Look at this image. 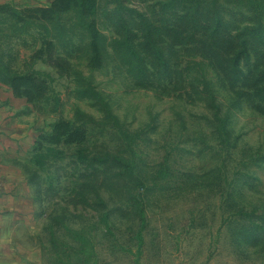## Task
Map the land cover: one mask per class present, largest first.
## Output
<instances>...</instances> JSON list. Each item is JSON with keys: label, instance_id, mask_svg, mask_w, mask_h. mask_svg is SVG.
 Masks as SVG:
<instances>
[{"label": "rangeland", "instance_id": "374dc122", "mask_svg": "<svg viewBox=\"0 0 264 264\" xmlns=\"http://www.w3.org/2000/svg\"><path fill=\"white\" fill-rule=\"evenodd\" d=\"M162 1L168 0H99L94 18L103 41L101 69L88 65L87 21L75 13L19 28L0 14L3 64L10 71L39 72L51 86L49 98L34 106L13 96L0 81V238L38 247V264H264V251L255 245L240 253L217 234L213 188L220 169L230 175L245 169L238 151L261 147L264 153V116L245 102L235 105L234 96L216 86L207 59L183 50L174 70L179 75L166 76L155 61L152 84L142 86L116 42L125 38L127 27L135 29L137 41L144 39V24L133 23L142 16L159 23L165 14ZM47 3L13 4L22 8ZM189 5L181 0L178 8ZM213 17L212 9L207 19ZM165 36L168 44L176 39ZM44 37L54 39L70 60L69 72L44 61L30 62ZM89 86L136 135L139 169L131 181L121 176V159L128 153L114 119L99 99L77 92ZM225 114L233 131L229 150L222 149L217 132L219 117ZM59 118L85 129L86 140L52 145L39 138ZM224 154L229 156L223 163ZM102 156L109 157V165L97 162ZM164 165L167 174L159 177ZM249 168L259 177V196L264 198V163ZM143 176L153 185L150 194L141 191L138 177ZM144 208L148 218L142 229L139 215ZM202 218L209 220L207 225Z\"/></svg>", "mask_w": 264, "mask_h": 264}, {"label": "trees", "instance_id": "16d2710c", "mask_svg": "<svg viewBox=\"0 0 264 264\" xmlns=\"http://www.w3.org/2000/svg\"><path fill=\"white\" fill-rule=\"evenodd\" d=\"M180 1L161 2L165 14L162 15L159 23L147 21L145 16L134 21L133 24H144L143 30H146L144 39L137 41L135 29L127 27L125 38L116 40L126 53L131 74L138 79L140 85L149 86L152 84V75L155 74L154 63L158 61L166 76L172 78L179 75L180 73H175L174 70L183 50L190 57L202 56L207 59L216 73V86L231 93L235 98V105L245 102L264 116V0H185L190 2V5L183 10L178 8ZM207 3L210 8L207 7ZM98 8L99 0H53L50 4L22 8L7 2L0 4V14L10 17L14 25L19 28L28 27L33 22L42 24L53 22L62 15L75 13L81 22L87 21L86 29L90 38L91 54L88 65L91 68L101 69L104 67L105 57L102 34L94 18ZM212 9L214 17L207 19ZM203 12H206V16L202 15ZM165 34L176 39L170 40L168 44L165 41L167 39ZM184 43L187 47L182 49L181 45ZM36 61H44L61 73L71 70L70 60L59 52L58 45L52 38L44 37L40 41L39 48L30 57L31 63ZM0 81L8 84L13 96L24 98L34 106L48 99L51 91L47 76L32 70L10 71L1 59ZM192 89L193 92L197 90L195 87ZM77 92L81 97L94 96L99 99L106 108L107 114L114 119L120 136L125 140V151L128 153V159L125 157L121 159L120 165L123 168L121 176L128 181L137 178L139 165L134 157L136 135L124 128L119 119L108 109L101 93L92 86ZM229 117L228 114L219 117L217 132L223 150L230 149L233 136V131L228 127ZM86 137L85 129L75 126L65 118L56 120L49 133L39 135V138L52 145L81 144ZM257 150L251 153L238 151L245 169H239L231 175L226 170L220 169L213 184L214 191L216 190L214 193L217 195L214 202L218 209L214 218L220 223L216 232L220 237L223 235L227 238L230 246L240 253H244L242 250L248 249L252 244L264 251V198L259 196V177L249 170V166H260L264 163L263 150L261 147ZM226 156L229 155H225L222 159L223 163L226 162ZM245 159L249 161L246 162ZM96 160L102 165L110 164L107 156ZM167 171L168 168L164 165L159 171V177L166 175ZM138 179L141 191L150 194L153 185L148 183L145 177ZM101 202L105 204L103 200ZM139 217L143 229L147 225L148 218L145 208L140 210ZM202 220L205 225L209 222L206 218ZM105 222L108 223L107 217Z\"/></svg>", "mask_w": 264, "mask_h": 264}, {"label": "crops", "instance_id": "0c3cea01", "mask_svg": "<svg viewBox=\"0 0 264 264\" xmlns=\"http://www.w3.org/2000/svg\"><path fill=\"white\" fill-rule=\"evenodd\" d=\"M19 0H0L1 3L12 2L17 4ZM50 4L53 0H44ZM25 245L23 242L10 237L0 238V264H38L40 254L38 247Z\"/></svg>", "mask_w": 264, "mask_h": 264}]
</instances>
